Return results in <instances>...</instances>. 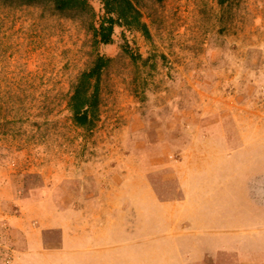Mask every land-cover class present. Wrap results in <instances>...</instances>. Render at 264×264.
<instances>
[{
    "label": "rangeland",
    "instance_id": "obj_1",
    "mask_svg": "<svg viewBox=\"0 0 264 264\" xmlns=\"http://www.w3.org/2000/svg\"><path fill=\"white\" fill-rule=\"evenodd\" d=\"M137 6L150 37L95 49L80 16L0 0V264H264V0ZM97 53L87 130L68 102Z\"/></svg>",
    "mask_w": 264,
    "mask_h": 264
},
{
    "label": "trees",
    "instance_id": "obj_2",
    "mask_svg": "<svg viewBox=\"0 0 264 264\" xmlns=\"http://www.w3.org/2000/svg\"><path fill=\"white\" fill-rule=\"evenodd\" d=\"M28 5L51 6L62 14L80 16L93 34V47L110 45L116 27L140 31L150 37L149 28L143 21L137 0H97L104 8L103 17L97 21V14L90 0H18ZM224 4L226 0H218ZM112 59L97 53L93 64L78 78L72 88L68 107L74 123L81 128L92 130L100 120L101 81L104 70Z\"/></svg>",
    "mask_w": 264,
    "mask_h": 264
},
{
    "label": "crops",
    "instance_id": "obj_3",
    "mask_svg": "<svg viewBox=\"0 0 264 264\" xmlns=\"http://www.w3.org/2000/svg\"><path fill=\"white\" fill-rule=\"evenodd\" d=\"M260 131H262V130H260V129L257 130V133H260ZM262 132H263L262 135H264V131H262ZM242 134L243 133H241L240 137H244V135H242ZM259 172L260 173L258 174V177L252 179V181H250L248 183V186L251 189L253 186V182H254L255 190L253 192H254V194H256V197H255V200L253 198V200H254L253 203H255L256 207L257 206L259 207L258 208L259 211H255V212L259 218L263 217V219H264V168H261V170H259ZM258 196H259V198H258ZM181 202H184V200H182ZM181 211L182 210H177V208H174L170 212H168V214L170 216H172L171 217L172 220H168L167 222L169 224H172V226H171V230L169 231V233L167 235L177 237L180 235L184 236L187 233H189L186 231V229H188L187 228L188 225L183 224V226L181 227V223L184 221L182 220V222H181L180 217L175 216L176 212H181ZM176 217H177V219H176ZM236 221H237V219H236ZM173 229H175V230L173 231ZM233 252H234L233 250L230 251V253H233ZM207 260L210 261L211 263H212V261H215V259H213V257H207ZM222 263L223 264H244L243 261H222Z\"/></svg>",
    "mask_w": 264,
    "mask_h": 264
}]
</instances>
